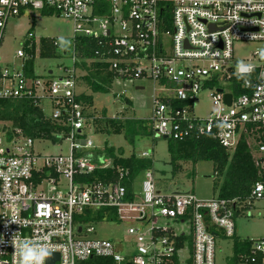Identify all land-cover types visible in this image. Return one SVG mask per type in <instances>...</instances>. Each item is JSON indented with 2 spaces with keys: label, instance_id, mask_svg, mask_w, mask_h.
I'll list each match as a JSON object with an SVG mask.
<instances>
[{
  "label": "built area",
  "instance_id": "1",
  "mask_svg": "<svg viewBox=\"0 0 264 264\" xmlns=\"http://www.w3.org/2000/svg\"><path fill=\"white\" fill-rule=\"evenodd\" d=\"M34 11L73 23L70 45L54 42L67 48L72 66L60 68L63 75L50 79L28 78L26 50L35 39L28 32L15 56L20 65L0 67V99L47 100L52 119L67 128L55 145L67 144L68 152L43 155L35 146L54 145L52 141L0 132V264H15L13 239L46 242L51 254L59 255L55 264L93 258L112 264H216L219 231L234 239L235 213L247 215L255 202L264 203V59L259 55L264 49V0H0V50L9 21ZM81 38L98 41L95 59L117 79L153 83L151 114L145 120L155 139L212 135L234 152L244 137L261 178L246 203L164 193L152 170L142 173L139 189V176L133 180L131 191L123 182L128 171L121 168L115 182H78L97 169L113 168L111 158L95 161L93 131L77 99ZM238 42L259 45L245 60L254 67L245 77L249 84L239 78L234 59ZM206 89L216 90L214 110L201 119L195 115V101ZM176 101L187 104L176 107ZM140 157L151 156L145 152ZM103 210H114L115 221L87 218ZM100 223L127 224L128 239L92 238ZM245 242L250 246L234 253L228 264H264V239H236L235 245Z\"/></svg>",
  "mask_w": 264,
  "mask_h": 264
},
{
  "label": "trees",
  "instance_id": "2",
  "mask_svg": "<svg viewBox=\"0 0 264 264\" xmlns=\"http://www.w3.org/2000/svg\"><path fill=\"white\" fill-rule=\"evenodd\" d=\"M100 13L97 11V14ZM44 16L52 17L51 13H43ZM32 29L29 30V32ZM55 39L42 38L39 42L32 40L31 48L26 52L30 58L25 63V73L28 78L35 79L36 59H57L69 56V51L62 45L55 46ZM99 49L98 41L95 39L81 38L77 42V54L82 62L78 65L86 72L81 80L92 93H110L117 76L109 71V66L95 59V51ZM85 60H88L86 62ZM50 71L46 79H50ZM79 85V81H78ZM80 86V85H79ZM78 101L84 105L83 113L88 119L87 125L93 130L95 135H124L133 144L137 136H150L152 132L147 126L145 119L134 118H111L104 110L102 116L98 117L93 111V96L86 93H79ZM127 103L131 104L129 100ZM187 103L175 102L176 107H182ZM0 132L7 136H13L21 132L23 136L34 140L44 139L52 141L54 144L60 143L56 136L66 134L67 128L54 121L50 115H46L42 109L40 101L33 99H0ZM168 141V153L172 176L175 177L182 170V164L199 162H212L217 182L214 190L217 197L224 200H237L246 203L251 195L252 188L260 181L259 170L256 167L251 147L247 144L244 137L241 138L237 148L231 152L224 148L219 140L212 135L193 137L184 141ZM96 158L106 157L113 160L112 169H97L91 175L78 179V182H115L119 173L117 168L128 171V176L123 180L128 191L132 190V183L144 171L154 172V161L150 158H141L132 153L129 157L125 156L123 149H117L105 145L102 149L95 151ZM155 174V173H154ZM240 216V212L235 213V218ZM87 218H95L97 221H115L114 210H103L87 214ZM250 242L237 243L235 254L247 249ZM79 264H112L109 259L93 258Z\"/></svg>",
  "mask_w": 264,
  "mask_h": 264
},
{
  "label": "rangeland",
  "instance_id": "3",
  "mask_svg": "<svg viewBox=\"0 0 264 264\" xmlns=\"http://www.w3.org/2000/svg\"><path fill=\"white\" fill-rule=\"evenodd\" d=\"M30 29H32L36 43L42 38L55 39L61 43V38H63V45L67 46L70 45L74 25L57 16H44L40 11L26 12L23 16L12 19L8 23L5 41L0 50V58L3 61L0 67L11 68L13 64L17 67L20 65L21 62L15 58L16 52L27 39L26 36ZM258 46V44L249 42L236 43L234 45L235 62L239 63L242 61L245 63V60L252 56ZM71 66L72 60L70 56L57 59L37 58L35 73L41 80H46V75L49 71H52L55 76H60L63 75L60 68ZM84 76H86V72L82 70L78 93H86L93 96V111L98 117L102 116L104 110L107 111V116L111 118L145 119L151 114L154 94L151 81H132L118 78L114 81L110 93L94 94L81 80ZM225 89L231 90L229 85H226ZM215 92V89H206L197 95V100L195 101L196 117L206 119L214 110L212 94ZM126 99L131 104L127 103ZM42 109L46 115L52 113L47 100L42 103ZM89 136L97 150L108 145L123 149L126 157H129L132 153L139 156L145 152L149 153L154 161L156 183L158 188L164 193H192L199 200H210L217 197V192L214 190L217 178L212 162L203 161L196 165L192 163L182 164L181 172L175 177L172 176L168 153L169 140L155 139L152 135L137 136L134 143L131 144L124 135H95L91 132ZM35 151L43 155L67 154L68 145L37 144ZM143 180L144 174H141L136 180L138 189ZM247 211V215L240 213V216L235 218L236 235L234 239L224 237V233L219 231L220 236L216 240V264H228L229 258L235 253L234 245L236 239L250 241L264 239V203L255 202ZM126 228L127 224L100 223L96 225V234L91 237L112 240L118 243L120 239H128ZM180 229L189 232L188 226H182Z\"/></svg>",
  "mask_w": 264,
  "mask_h": 264
},
{
  "label": "clouds",
  "instance_id": "4",
  "mask_svg": "<svg viewBox=\"0 0 264 264\" xmlns=\"http://www.w3.org/2000/svg\"><path fill=\"white\" fill-rule=\"evenodd\" d=\"M63 38L61 43L63 44ZM261 59H264V49L259 51ZM238 72L241 74L239 78L245 79L249 76L254 67L251 64H245L242 61L237 65ZM245 83L249 84L250 81L245 79ZM14 246L13 258L15 264H45L46 259L51 256L53 249L46 243L40 240L33 239H13Z\"/></svg>",
  "mask_w": 264,
  "mask_h": 264
},
{
  "label": "water",
  "instance_id": "5",
  "mask_svg": "<svg viewBox=\"0 0 264 264\" xmlns=\"http://www.w3.org/2000/svg\"><path fill=\"white\" fill-rule=\"evenodd\" d=\"M50 75H52V72H50ZM231 98L232 96L230 94L225 96V101L228 105L231 104ZM167 140V138H164ZM59 260V255L58 254H51V256L48 258V264H55L56 261Z\"/></svg>",
  "mask_w": 264,
  "mask_h": 264
},
{
  "label": "crops",
  "instance_id": "6",
  "mask_svg": "<svg viewBox=\"0 0 264 264\" xmlns=\"http://www.w3.org/2000/svg\"><path fill=\"white\" fill-rule=\"evenodd\" d=\"M50 72H52V71H50ZM53 73V72H52ZM146 119V118H145Z\"/></svg>",
  "mask_w": 264,
  "mask_h": 264
}]
</instances>
